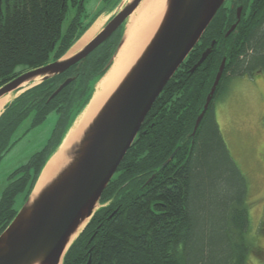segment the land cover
Here are the masks:
<instances>
[{"label": "trees", "instance_id": "1", "mask_svg": "<svg viewBox=\"0 0 264 264\" xmlns=\"http://www.w3.org/2000/svg\"><path fill=\"white\" fill-rule=\"evenodd\" d=\"M238 6L239 22L225 36L237 20ZM69 7L74 8L73 17L62 31ZM84 12V0H0V87L61 58L102 13L83 22ZM124 26L125 22L118 39L114 32L85 59L4 106L0 161L48 114L54 112L58 119L43 147L8 175L0 195V234L18 211L16 198L22 195V204L27 200L44 165L110 67ZM212 40L211 53L191 73ZM223 58L222 76L192 135ZM18 65L24 67L17 70ZM261 67L264 0L224 3L154 101L103 190L99 208L66 250L62 264H246L255 249L246 236L248 182L221 135L214 105L230 79L251 76ZM68 77L74 79L49 99ZM21 127L24 131L15 136Z\"/></svg>", "mask_w": 264, "mask_h": 264}, {"label": "water", "instance_id": "2", "mask_svg": "<svg viewBox=\"0 0 264 264\" xmlns=\"http://www.w3.org/2000/svg\"><path fill=\"white\" fill-rule=\"evenodd\" d=\"M141 1L131 0L121 5L103 28L76 52L68 55L87 30L61 58L27 70L2 85L0 97L27 83L31 87L62 74L85 59L128 21ZM225 1L165 0V10L154 34L94 118L84 128L80 138L66 151V162L38 192H34L44 167L60 149L67 133L44 165L27 200L1 232L0 264H62L66 250L99 208L103 190L141 129L154 101L198 43ZM241 10L242 6H238L237 20L231 25L227 35L239 22ZM123 42L124 32L108 62L110 67ZM214 44L215 40H212L201 53L196 64L190 69L191 73L209 56ZM224 65L225 58L219 65L203 109L195 120L192 135L214 95ZM104 75L96 83L95 90ZM73 79L66 78L49 99L57 95ZM175 152L163 166L173 158Z\"/></svg>", "mask_w": 264, "mask_h": 264}, {"label": "rangeland", "instance_id": "3", "mask_svg": "<svg viewBox=\"0 0 264 264\" xmlns=\"http://www.w3.org/2000/svg\"><path fill=\"white\" fill-rule=\"evenodd\" d=\"M129 1L131 0H84L85 17L82 21L90 20L95 13L100 11L106 13L112 9L111 17L121 5ZM73 13L74 8L69 7L62 21V31L67 28ZM99 19L101 25L104 22L102 29L108 20L103 21L105 16H100ZM121 29L115 31L114 38L118 39ZM23 67L18 65L16 69ZM257 74L259 77L255 80L253 75L248 74L230 79L225 93L214 105L215 119L221 135L248 182L249 225L246 236L255 249L249 252L246 264H264V71ZM29 86L27 83L10 92L11 100ZM57 119V114L51 112L42 124L21 135L6 152L0 161V195L8 182V175L25 163L31 154L43 147L51 136ZM24 129L21 127L15 136L20 135ZM22 205V195H19L15 207L19 210Z\"/></svg>", "mask_w": 264, "mask_h": 264}, {"label": "bare ground", "instance_id": "4", "mask_svg": "<svg viewBox=\"0 0 264 264\" xmlns=\"http://www.w3.org/2000/svg\"><path fill=\"white\" fill-rule=\"evenodd\" d=\"M164 10L165 0H142L130 15L124 30V42L118 50L112 66L97 84L91 101L76 118L67 132L60 149L47 162L37 181L34 189L35 193L38 192L66 162V151L80 138L84 128L91 122L105 100L114 91L129 68L140 56L142 50L154 34ZM100 25L101 19H97L83 37L72 47L69 54L78 50L90 40L98 28L101 27ZM10 100L11 93L0 97V113Z\"/></svg>", "mask_w": 264, "mask_h": 264}, {"label": "crops", "instance_id": "5", "mask_svg": "<svg viewBox=\"0 0 264 264\" xmlns=\"http://www.w3.org/2000/svg\"><path fill=\"white\" fill-rule=\"evenodd\" d=\"M111 14H112V9H111L110 11L106 12V13L103 11V12H102V13H101V14H100V15H99V16L93 21V23H95V21H96L100 16H105V21H106V20L109 19V17H110ZM93 23L91 24V26L93 25ZM103 24H104V23H103ZM103 24H102V25H103ZM102 25H101V27H102ZM91 26H90V27H91ZM90 27H89V28H90ZM101 27H99V29L96 31L95 34H97V32H99V30L101 29ZM89 28H88V29H89ZM88 29H87V30H88ZM95 34H94V35H95ZM94 35H93V36H94ZM93 36H92V37H93Z\"/></svg>", "mask_w": 264, "mask_h": 264}, {"label": "flooded vegetation", "instance_id": "6", "mask_svg": "<svg viewBox=\"0 0 264 264\" xmlns=\"http://www.w3.org/2000/svg\"><path fill=\"white\" fill-rule=\"evenodd\" d=\"M226 2H228V3L231 4V3H232V0H226L224 3H226ZM232 6H233V5H232ZM227 32H228V31H227ZM227 32L225 33V36H228V35L230 34V33H229V34L227 35ZM260 71L263 72V71H264V67H263V68L261 67V68L255 70V71L252 73V75L254 76V77H253V80H255L257 77H259V76H258L259 74H257V72H260ZM252 75H251V76H252Z\"/></svg>", "mask_w": 264, "mask_h": 264}]
</instances>
